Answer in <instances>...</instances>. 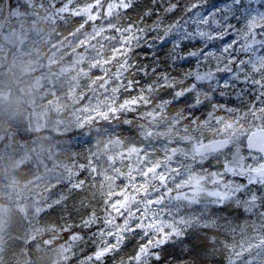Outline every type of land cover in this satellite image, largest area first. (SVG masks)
Returning a JSON list of instances; mask_svg holds the SVG:
<instances>
[{
	"label": "rangeland",
	"instance_id": "374dc122",
	"mask_svg": "<svg viewBox=\"0 0 264 264\" xmlns=\"http://www.w3.org/2000/svg\"><path fill=\"white\" fill-rule=\"evenodd\" d=\"M43 2L26 0L25 11L7 18L28 19L30 43L0 42V57L9 65L2 67L0 58V264H144L160 242L183 240V228L204 230L209 237L201 252L204 264H227L225 244L251 237L264 224V206L255 194H264V180L248 174L264 167V159L245 150L246 134L233 124L221 129L202 124L191 135L176 136L173 117L162 114L154 136L147 128L142 135L151 133L150 140L128 148L118 133L142 99L122 103L121 67L128 59L121 51L144 37L151 41L153 21L120 40L104 28L83 35L77 28L68 36L70 48L60 49L49 43V28L45 39L34 34L36 21L44 26L55 21L63 31L74 19L84 26L103 15L92 0ZM107 7L112 9V0ZM256 36L241 41L239 52L247 54ZM232 70L228 65L225 72L246 76L243 69ZM105 120L107 127L100 129ZM46 131L57 139L31 138ZM206 133L210 136L203 137ZM217 138L230 139L228 151L197 156L204 143ZM245 201L251 211H245ZM220 203L235 204L234 217L209 211ZM198 205L202 211L188 212ZM122 212L126 217H117ZM126 236L142 244L114 263ZM249 255L254 264L264 262L257 249L244 259Z\"/></svg>",
	"mask_w": 264,
	"mask_h": 264
},
{
	"label": "trees",
	"instance_id": "16d2710c",
	"mask_svg": "<svg viewBox=\"0 0 264 264\" xmlns=\"http://www.w3.org/2000/svg\"><path fill=\"white\" fill-rule=\"evenodd\" d=\"M109 1L111 0H93L97 3L103 15L102 18L86 23L84 26L77 24L74 19L72 21L74 25L61 26L63 31L55 29L49 33V43L54 41L57 43L60 39L66 42L75 29L80 28V34H82L94 25L95 27L107 25L108 30L106 31L110 37L120 40L133 29H140L143 25L150 24V21H156L158 15L165 25L171 23L176 16H182L181 8H177L172 15L165 14L163 9L168 0H112V9H108ZM184 2L188 3L189 0L175 1L179 5H184ZM149 11L150 15L147 14ZM108 24H111L115 30H120L121 33L111 30ZM262 31L264 30H255L256 40L252 41L254 38H251V48H248L247 54L238 50V54L231 62H228L225 56L221 62L225 71L226 66L230 65L233 74L243 69L246 76L243 78L240 75L238 77L231 75L229 76L231 86L220 89H217V79L220 75H228V73L217 71L216 63L211 58L207 63L194 62L188 66H181L180 61L168 56L155 58L151 52L145 51L148 43L151 42L146 37L142 38L139 45L124 47L121 53L124 54V51L128 49L126 57L129 63L121 67L123 81L118 93L124 95L122 103L138 99L142 101L141 109L135 110L134 114L124 118L125 125L118 133L120 139L128 148L143 145L141 140L148 142L151 133L153 136L155 134L161 114L163 117H173V130L177 132L176 136L191 135V131L195 133L197 128L201 130L202 124L208 127L214 125L212 129H221L227 124H233L238 128L237 131H242L243 134L257 128H264V50L258 51L261 43L264 48ZM261 38L262 42L259 41ZM109 47L110 45H107V49L104 50L107 54ZM92 56L94 59H99L95 53H92ZM198 81L203 82V85L200 86ZM165 103L168 109L163 108ZM107 123L109 121L105 120L98 126L100 129L106 128ZM147 128L151 133L143 137L142 132ZM43 135L50 139H57L49 131L33 133L31 138H43ZM206 136H210V133L203 135V137ZM220 136L229 137V134L220 132ZM90 144L91 142H88L85 146ZM82 148L81 145L79 149ZM77 179L82 180V174ZM196 189L199 188L196 187ZM255 194H257L259 204L264 206L262 191L257 190ZM70 198H74L73 191L70 192ZM201 203L202 200L199 201V204ZM234 205L226 204L224 210H219L216 206L209 211L217 209L216 211H221L224 217L230 218L234 217ZM200 210L202 211L201 205H198L188 212L197 214L196 211ZM206 212L204 209L202 213ZM80 233L83 234L81 231ZM182 234L183 240L168 241V248L160 253L164 257L165 264H204L201 256L202 247L209 242L205 231L183 228ZM141 244L135 241V238L126 236L120 252H117L121 254L114 263H119L122 254H126L127 250L137 249ZM157 252H160V247L152 250L144 264H155V253Z\"/></svg>",
	"mask_w": 264,
	"mask_h": 264
},
{
	"label": "snow or ice",
	"instance_id": "6c2138e0",
	"mask_svg": "<svg viewBox=\"0 0 264 264\" xmlns=\"http://www.w3.org/2000/svg\"><path fill=\"white\" fill-rule=\"evenodd\" d=\"M177 8L182 9L183 15L176 16L167 25L157 16L151 27L155 35L145 51L151 52L155 58H173L180 61L181 66L194 62L207 63L211 58L216 63L217 71L224 72L225 67L221 62L225 56L231 62L235 56L229 54L238 51L236 46L241 41L246 43L255 35L256 29L264 30V0H189L184 5L168 0L163 10L166 15H172ZM229 81L228 75H220L217 89L230 87ZM240 191H243V186L237 191V196ZM243 203L245 211H251L248 201ZM218 209L224 210V204L220 203ZM261 216L264 217V212ZM168 246L167 241L159 243L160 252L155 253V264H165L160 253ZM225 247L229 253L226 256L227 264H254V257H244L253 249H257L258 254H264V224L260 232L231 245L225 244Z\"/></svg>",
	"mask_w": 264,
	"mask_h": 264
},
{
	"label": "water",
	"instance_id": "95a60500",
	"mask_svg": "<svg viewBox=\"0 0 264 264\" xmlns=\"http://www.w3.org/2000/svg\"><path fill=\"white\" fill-rule=\"evenodd\" d=\"M230 146L229 139H216L201 146L198 151L199 156L222 152ZM246 149L249 152L261 154L264 157V129H255L246 139ZM257 179H264V168H259L250 172Z\"/></svg>",
	"mask_w": 264,
	"mask_h": 264
},
{
	"label": "flooded vegetation",
	"instance_id": "af4514ba",
	"mask_svg": "<svg viewBox=\"0 0 264 264\" xmlns=\"http://www.w3.org/2000/svg\"><path fill=\"white\" fill-rule=\"evenodd\" d=\"M19 1H24V0H9V5L12 8L10 14H12L14 10H17V12H20V14L22 13L21 4L18 3ZM3 4H4V0H0V19L4 15ZM8 17L9 16L6 17V22H5L4 26H2V32L0 35V42L2 44H8V39H9L8 35L11 34L12 39H13V41L11 42L12 46H15L16 44H18L23 39H25L28 43H30L31 34L25 28V25H21V23L24 24L26 20H19L16 22L18 24H16L13 22L12 17L7 19ZM29 27H30V25H29ZM0 58L2 60L1 66L2 67H5V66L8 67L9 65H8V62L6 61V59H4L3 57H0ZM162 184H164V182H162ZM169 194L172 195L173 192H169Z\"/></svg>",
	"mask_w": 264,
	"mask_h": 264
}]
</instances>
